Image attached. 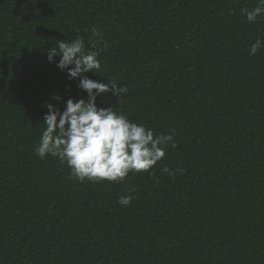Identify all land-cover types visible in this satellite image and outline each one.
Wrapping results in <instances>:
<instances>
[{"label": "trees", "instance_id": "obj_1", "mask_svg": "<svg viewBox=\"0 0 264 264\" xmlns=\"http://www.w3.org/2000/svg\"><path fill=\"white\" fill-rule=\"evenodd\" d=\"M256 3L0 0V264H264V48L249 54L264 17L242 13ZM76 38L101 61L85 76L128 88L98 108L174 130L149 172L79 182L36 155L47 105L87 101L48 60Z\"/></svg>", "mask_w": 264, "mask_h": 264}, {"label": "clouds", "instance_id": "obj_2", "mask_svg": "<svg viewBox=\"0 0 264 264\" xmlns=\"http://www.w3.org/2000/svg\"><path fill=\"white\" fill-rule=\"evenodd\" d=\"M242 13L249 23H255L258 17H264V0H257L253 9H242ZM92 34L102 39L96 28L92 29ZM262 48L264 40L258 38L251 45L249 54L254 56ZM57 56L60 57L57 67L67 71L70 80L79 78L78 87L87 93V101L69 99L63 112L51 103L47 105L48 113L43 122L46 127L35 149L39 158L51 155L61 164L66 163L71 169L69 178L79 182H119L129 173L149 172L166 156L169 146H176L174 130L166 135H155L152 129L131 122L113 108L96 106L97 97L102 94L111 91L119 98L128 88L127 85L119 87L115 80L108 79L103 83L84 75L97 74L101 70V61L97 51H85L83 38L59 41L58 51L53 48L48 51L49 62ZM163 171L170 173L168 168ZM133 199L132 195L121 196L118 203L128 206Z\"/></svg>", "mask_w": 264, "mask_h": 264}]
</instances>
